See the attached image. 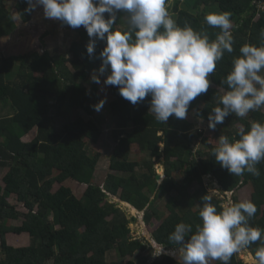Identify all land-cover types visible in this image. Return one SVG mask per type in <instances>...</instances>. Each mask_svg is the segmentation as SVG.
<instances>
[{
	"label": "trees",
	"instance_id": "16d2710c",
	"mask_svg": "<svg viewBox=\"0 0 264 264\" xmlns=\"http://www.w3.org/2000/svg\"><path fill=\"white\" fill-rule=\"evenodd\" d=\"M7 3L0 0V167L8 169L4 186L0 184V264H137L128 257L146 251L151 243L135 238L131 223L136 218L130 219L117 202L109 201L110 196L142 211L147 224L159 223L152 231L158 245L179 248L168 236L181 222L191 224L195 232L202 223L198 213L203 196H211L218 211L223 207L224 199L205 187L206 176L233 192L232 204L241 201L236 191L250 185V200L257 213L249 223L264 229V161L256 165L259 176L245 172L236 177L212 155L221 135L238 139L239 131L247 130L252 122L264 123L263 109L249 112V118L231 114L217 125L213 136H206L194 129L188 115L195 110L196 117L208 122L222 95L211 84L207 93L191 102L186 119L172 116L166 123L157 122L150 112V96L134 106L120 96L118 87L107 86L113 96L109 107L117 125L118 145L111 155L110 173L104 184H97L94 179L101 153H91L88 143L99 141L105 116L92 107L98 104L99 84L90 77L102 64L99 53L105 42L97 41L95 57L89 58L86 45L90 38L81 26L71 28L77 39L68 53L55 48L3 56L1 37L12 30ZM15 3L23 21H31L34 11H25L26 0ZM167 7L180 26L204 30L212 40L220 30L207 25L204 17L231 14L234 51L225 52L209 76L225 90L221 81L231 71L232 59L241 55L240 47L264 43V0H167ZM116 27H126L124 13L119 14ZM104 79L106 74L101 76L102 83ZM84 113L93 119L87 121L81 116ZM35 130L32 140L24 141ZM198 143L206 149L195 150ZM133 145L144 152V159H130ZM157 163L165 167L161 183ZM70 179L87 185L81 196L66 184ZM13 197L28 211L21 212L10 201ZM20 219L21 225L9 224ZM12 232L28 233L31 244L20 248L8 244L7 235ZM262 245L264 241H257L247 249L254 256ZM113 252L117 259L110 261ZM150 264H177V259L161 254ZM230 264L253 263L235 253Z\"/></svg>",
	"mask_w": 264,
	"mask_h": 264
},
{
	"label": "clouds",
	"instance_id": "9594fccd",
	"mask_svg": "<svg viewBox=\"0 0 264 264\" xmlns=\"http://www.w3.org/2000/svg\"><path fill=\"white\" fill-rule=\"evenodd\" d=\"M26 2L25 11L29 13L42 7L45 19L60 21L73 29L83 26L90 38L86 45L89 58L95 57L97 41H104L105 47L99 53L102 64L94 70L91 82L100 84L101 76L106 74L104 86L118 87L120 96L134 106L150 96L149 110L160 123H166L172 116L186 119L191 102L207 93L209 76L215 72L217 62L225 52L234 51L228 12L204 17L207 25L220 30L212 40L204 30H195L189 24L180 26L169 13L167 0ZM120 13H124L126 20L123 29L116 27ZM261 36L264 37V31ZM239 52L241 55L232 59L231 71L221 81L227 89L219 97V106L208 115V127L212 130L231 114L244 118L249 112L264 109V43L244 44ZM105 103L106 98L92 107L99 112ZM238 136L230 139L221 135L212 155L236 177L245 172L259 176L256 165L264 161V123L252 122ZM206 178L205 187L213 195L224 200L227 194L232 197L233 192L223 190L211 176ZM202 201L198 213L202 223L195 232L191 224L178 223L168 240L180 247L165 251L154 240L161 247L154 249L155 256L169 255L177 259V264H209L212 260L230 264L235 253L264 241V229L249 223L257 213L251 200L223 206L219 211L211 196H203ZM253 264H264V245L255 250Z\"/></svg>",
	"mask_w": 264,
	"mask_h": 264
},
{
	"label": "rangeland",
	"instance_id": "374dc122",
	"mask_svg": "<svg viewBox=\"0 0 264 264\" xmlns=\"http://www.w3.org/2000/svg\"><path fill=\"white\" fill-rule=\"evenodd\" d=\"M16 0H8V7L10 8L12 15L9 17V24L11 27V32L9 35H4L1 37V43L3 47V56L8 55H19L20 53L25 52H31L33 50H37L42 52L45 49H59L61 52L68 53L69 48L74 40L77 39V36L74 34L73 29L71 27H68L66 25H62L60 21L57 20H50L45 19L43 16V8L39 7L34 11L32 20L29 22H24L21 16L18 14L15 3ZM210 80V79H209ZM210 84L219 89L220 93L223 94V91L225 89L216 86L212 81L210 80ZM91 85H88L90 87ZM97 100L98 103L101 100H104L106 98V103L104 104L103 108L100 110L103 112L105 118H104V124L105 127L103 128V134L100 136V139L97 143H88V149L91 153H95L96 151H99L101 153L100 155V162L95 174L94 182L97 184H104L105 179L107 175L110 173V160L111 155L114 152V149L118 145V140L115 137V130L117 128L116 122L114 118L110 115V107L109 102L112 100V94L109 92V88L105 87L104 84L101 82L99 84V92H98ZM99 111V112H100ZM264 111V109H263ZM98 112V113H99ZM195 110H193L189 115V120L194 123V129L197 131H200V129H203V133L206 134V136H213L215 134L214 130L210 129L208 127V122L205 121L202 118L195 116ZM99 115V114H98ZM81 116L85 117L87 121L93 119L92 116L84 113ZM249 118V114L244 117ZM240 127V124H238ZM202 143H198L195 150H201L204 151L206 147H204ZM145 158L144 152L140 150L138 145H133L132 147V153L130 154V159L134 160H141ZM149 158V156L147 157ZM6 171L8 169L1 168L0 167V184L4 186L3 177L5 176ZM156 172L157 176H160V179L164 178L165 176V167L162 163L156 164ZM208 177V176H206ZM205 177V178H206ZM208 178L205 179V182ZM67 185L71 186L76 193V195L79 197L83 194L84 190L86 189L85 184H80L79 182L75 180H68L66 182ZM59 185L56 184L55 188H57ZM198 184H195L196 188ZM54 188V189H55ZM252 193V187L250 185L242 186L240 189L236 191L237 198H240L241 201L243 200H249ZM163 193V203L167 201V196ZM225 196V194H224ZM233 196V194H232ZM226 200L223 201V206H228L232 204L231 195L227 194L225 197ZM12 203L17 204L18 208L21 212H27L28 210L24 207L23 204H20L18 201L13 199L10 200ZM109 201L111 202H117L118 206L122 208V210L126 213V215L131 219L132 217L136 218V220H132L131 223V229L135 234V238L143 241L144 243H151V246L149 248L142 252L137 253L134 257H128V259H134L137 264H150L154 259H156L158 256L154 255V249L161 248L160 246L156 245L154 240L152 239V231L155 229V227L159 223H154L152 225L147 224L144 221V214L142 211L134 210L131 205L121 201L116 196H110ZM52 217V215H51ZM23 219L20 220H13L12 222L9 221V224L14 225H21ZM8 243L10 245H14V247H26L31 244V236L28 233H22V234H8ZM1 243V239H0ZM171 249H177V248H171ZM171 249H164L165 251L171 250ZM237 255L239 258L243 259L246 262L253 263V258L249 253V250L247 248L242 249L241 251L237 252ZM109 260L117 259L116 254L113 252L109 256ZM127 260V259H126ZM122 260V262H124ZM218 260H212L209 261V264H214Z\"/></svg>",
	"mask_w": 264,
	"mask_h": 264
},
{
	"label": "crops",
	"instance_id": "0c3cea01",
	"mask_svg": "<svg viewBox=\"0 0 264 264\" xmlns=\"http://www.w3.org/2000/svg\"><path fill=\"white\" fill-rule=\"evenodd\" d=\"M205 134V133H204ZM34 135H36V130H35V132H33V133H31V134H29V135H27V136H25L24 137V141H30V140H32V138L34 137ZM206 135V134H205ZM249 200H250V198H249ZM250 253V252H249ZM250 255L252 256L251 258H253V255L250 253Z\"/></svg>",
	"mask_w": 264,
	"mask_h": 264
},
{
	"label": "water",
	"instance_id": "95a60500",
	"mask_svg": "<svg viewBox=\"0 0 264 264\" xmlns=\"http://www.w3.org/2000/svg\"><path fill=\"white\" fill-rule=\"evenodd\" d=\"M157 179L160 180V176H157Z\"/></svg>",
	"mask_w": 264,
	"mask_h": 264
},
{
	"label": "bare ground",
	"instance_id": "6f19581e",
	"mask_svg": "<svg viewBox=\"0 0 264 264\" xmlns=\"http://www.w3.org/2000/svg\"><path fill=\"white\" fill-rule=\"evenodd\" d=\"M132 207V206H131ZM134 210H136L134 207H132Z\"/></svg>",
	"mask_w": 264,
	"mask_h": 264
}]
</instances>
